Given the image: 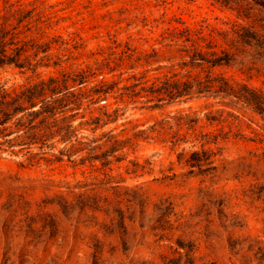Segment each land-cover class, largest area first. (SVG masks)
<instances>
[{"label": "rangeland", "instance_id": "obj_1", "mask_svg": "<svg viewBox=\"0 0 264 264\" xmlns=\"http://www.w3.org/2000/svg\"><path fill=\"white\" fill-rule=\"evenodd\" d=\"M11 6L32 11L31 35L51 43L41 77L102 72L88 88L102 76L115 88L99 100L84 96L75 111L82 152L58 142L30 154L0 151V264H185L178 241L194 247L195 264H256L264 249V116L230 97L158 102L121 88L181 71L179 43L162 34L182 20L218 47L236 46L231 66L215 71L264 94V8L253 0H0V10ZM241 28L247 44L234 33ZM34 80L13 68L0 74L9 87ZM185 115L197 121L190 130L177 125ZM206 133L224 137L206 146L217 154L215 170L190 173L178 155L200 149ZM177 139L187 143L173 145ZM115 140L124 148L111 149ZM106 151L109 165L90 161ZM79 194L100 199L102 211L62 214V200L75 203ZM168 204L174 215L161 228L158 207Z\"/></svg>", "mask_w": 264, "mask_h": 264}, {"label": "trees", "instance_id": "obj_2", "mask_svg": "<svg viewBox=\"0 0 264 264\" xmlns=\"http://www.w3.org/2000/svg\"><path fill=\"white\" fill-rule=\"evenodd\" d=\"M253 1L264 8V0ZM32 23L30 10L14 9L12 6L8 10H0V74L13 68L21 74L30 72L37 76V80L18 87H9L6 81H0V151H10L12 154L25 151L30 154L34 147H38L41 151L51 150L58 142L70 145L68 150H72L71 152L74 150L76 154L80 153L85 148L77 149L76 143L80 144L84 137L80 136L79 127L74 125L75 116L78 113L75 111L81 108L84 96L89 97L91 101L99 100L114 90L115 83H108V80L102 76L99 83L88 88L90 83L88 78H95L102 75V72L88 74V71L84 70L63 71L59 75L41 77L38 69L49 66L44 61H48L51 56V43H41L31 35ZM180 23L183 27L175 26L166 29L162 39L169 40L170 43H179L181 71L129 86L124 85L121 89L134 88L131 90L132 97L144 93L143 97L158 102L188 100L202 94L230 97L252 107L264 116V94L260 90L249 88L246 84L232 82L222 73L215 71L218 68L230 67L239 49L232 43L228 45L231 49L235 47L234 52L218 47L212 38L200 31H194L182 20ZM234 33L242 43L247 44V29L241 28V31ZM222 37L226 41V36L222 35ZM137 86H140L139 92H136ZM122 94L121 92L120 95ZM209 121L212 122L215 119L209 118ZM93 123L97 124V121ZM196 123L194 118L185 115L179 117L177 125H186L190 130ZM222 135L212 133L201 135L202 140L205 139V141L201 142L200 149H197L195 145L191 146V150L184 148L178 155V162L184 163L190 169V173L197 170L200 174H210L215 170L217 154L206 146L216 144ZM178 141L187 143L186 140L177 139L173 145H176ZM114 143L111 149H114V146H121L118 140ZM123 148L124 146H121L117 149ZM115 151L112 150L111 153ZM109 153L106 151L100 155H93L90 161H100L105 167L110 164L106 158L110 156ZM42 154L45 155V152ZM60 155H64L63 151H60ZM100 202V199L95 196L79 194L75 203L62 200L59 206L62 214L68 215L74 206L81 211L85 208L102 211ZM158 209L160 211L158 221L163 223L160 226L163 228L170 216L174 215V210L171 204L161 205ZM115 212L118 226L125 229V217L122 211L115 210ZM49 225L50 228L53 227L52 223ZM177 245L184 250L185 264H195L193 257L190 256L194 247L180 241ZM231 247L235 245L231 244ZM94 249L97 252V244L94 245ZM254 259L256 264H264V249L258 248L254 253ZM179 262L180 259L166 258L163 264H179Z\"/></svg>", "mask_w": 264, "mask_h": 264}]
</instances>
